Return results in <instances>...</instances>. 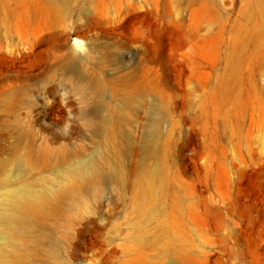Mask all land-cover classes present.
<instances>
[{"label": "rangeland", "instance_id": "obj_1", "mask_svg": "<svg viewBox=\"0 0 264 264\" xmlns=\"http://www.w3.org/2000/svg\"><path fill=\"white\" fill-rule=\"evenodd\" d=\"M42 1L0 2V179L28 145L47 154L45 170L21 166L26 178L57 184L74 154L93 150L83 117L114 104L128 114V181L115 187L100 165L96 195L39 215L33 229L48 236L26 264H264V27L257 42L236 32L253 0H67L61 22ZM110 78L133 104L113 97ZM83 79L107 85L82 101ZM151 110L158 135L144 156ZM151 168L158 194L143 223L130 198Z\"/></svg>", "mask_w": 264, "mask_h": 264}, {"label": "bare ground", "instance_id": "obj_2", "mask_svg": "<svg viewBox=\"0 0 264 264\" xmlns=\"http://www.w3.org/2000/svg\"><path fill=\"white\" fill-rule=\"evenodd\" d=\"M3 0H0L2 3ZM67 0H43L42 11L47 18H56L61 22L63 12L68 11ZM246 24L237 25V37L244 40L250 31L255 36L256 42L260 38L261 28L264 27V0H253L251 7L245 16ZM256 19H259L256 20ZM254 22H256L254 24ZM248 23V24H247ZM258 44L260 50L256 51L259 57L264 60V36ZM125 73L122 77H127ZM82 78H79V80ZM117 78H110L107 83L113 97L127 96V104H133L130 99L128 87L118 88ZM120 81V80H119ZM82 82L76 86V92L85 101L86 93L98 91L104 88L107 83L103 81L89 84L86 88ZM109 113H93L91 116L83 117V127L90 129L92 133L93 150L85 158L73 155L71 163L58 172L57 184L50 185L49 180L26 178L22 165H26L30 159V167L36 170H45L44 154L47 150L41 151L28 147L17 148L18 167L16 173L8 172L0 179V264H26L31 262L33 254L29 257L30 245L39 242L48 236V233L35 232L34 223L39 215L51 216L53 212L60 209H68L83 202L86 194L96 195L98 186L101 183V168L104 166L110 175L111 181L117 188H122L128 181L126 170L119 157L123 136L121 128L127 124V113H124L126 106L109 105ZM162 112L163 105L159 106ZM157 114L153 110L145 113L144 123L141 132L140 144H142L143 155L153 152L158 135ZM141 120V118H139ZM6 159V158H5ZM8 162V161H7ZM6 162V163H7ZM5 164V163H4ZM131 170V169H130ZM132 171L130 175L134 174ZM134 176V175H133ZM133 176H130L132 181ZM157 170L151 168L145 172L137 184L136 191L130 198V203L135 212L137 220L147 223L151 214L150 203L157 196L155 180ZM71 208V209H70ZM68 213V212H67ZM141 230L138 231L139 234ZM31 252V251H30ZM44 252L54 255V249L49 248ZM28 253V254H27Z\"/></svg>", "mask_w": 264, "mask_h": 264}]
</instances>
